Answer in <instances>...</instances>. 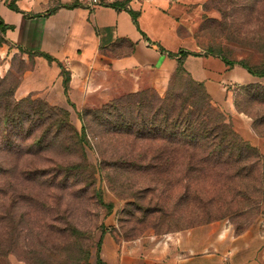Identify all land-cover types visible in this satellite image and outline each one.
<instances>
[{"label":"rangeland","instance_id":"1","mask_svg":"<svg viewBox=\"0 0 264 264\" xmlns=\"http://www.w3.org/2000/svg\"><path fill=\"white\" fill-rule=\"evenodd\" d=\"M188 22L193 30L181 25L178 32L192 42L195 50L190 53L196 58L222 56L252 70L264 67V0H205ZM13 49L0 33V114L6 107L5 95L13 92L11 100L31 101L25 110L34 122L21 130L3 127L0 118V239L11 253L10 264H97L99 258L111 264L103 256L105 244L111 253L118 247V264H125L121 258L125 250L156 254L167 238L211 226L226 237L248 233L261 241L264 264L261 163L251 158L239 166L203 165L202 157L191 159L190 152L180 153L174 145L162 152L173 138L149 139L143 132L141 117L152 116L161 105L176 71L164 94L150 84L136 92L118 87L88 97L78 108L69 99L70 83L65 88L62 75L61 95L55 90L19 95L36 58L19 49L13 54ZM129 52L127 43L116 42L102 53L118 58ZM256 79L254 85L264 86V78ZM247 87L234 91L235 116L217 107L264 157V121L254 128L264 105L246 104ZM141 101L147 102L143 109L137 107ZM133 121L139 131L126 133ZM83 158L97 172L86 173L77 184L66 175L68 167ZM244 167L252 168L249 177L237 178Z\"/></svg>","mask_w":264,"mask_h":264},{"label":"crops","instance_id":"2","mask_svg":"<svg viewBox=\"0 0 264 264\" xmlns=\"http://www.w3.org/2000/svg\"><path fill=\"white\" fill-rule=\"evenodd\" d=\"M10 1L0 0V21L13 27L4 35L8 45L15 48L13 54L23 49L55 58L71 75L69 99L78 108L88 97L118 87L136 92L150 84L164 94L178 67L177 59L168 54L195 50L191 41L180 36L178 28L184 25L193 30L188 20L198 15L205 2L130 0L129 7L139 14V31L128 12L109 5L113 0L93 9L87 7L88 0H16L19 12L9 8ZM54 7L58 10L47 16ZM103 39L110 41L109 45L127 42L130 52L118 58L103 55ZM184 68L194 81L205 85L213 102L231 116H235V89L257 83L245 69H230L212 56H189ZM51 90L63 93L61 70L57 64L36 58L33 69L24 75L18 94L28 96ZM159 245L163 248L156 254L143 250L138 255L135 250H125L121 258L125 264H263L261 241L248 233L226 237V233L221 235V230L212 226L190 231L181 238L169 237ZM110 249L105 244L103 256L107 255L111 264H118V247L115 253Z\"/></svg>","mask_w":264,"mask_h":264},{"label":"trees","instance_id":"3","mask_svg":"<svg viewBox=\"0 0 264 264\" xmlns=\"http://www.w3.org/2000/svg\"><path fill=\"white\" fill-rule=\"evenodd\" d=\"M129 2L130 0L116 1L112 4V7L120 11L123 10L128 12L133 19L134 25L140 31L138 25L139 14L133 12L132 10H127ZM9 8L14 12H19V9L16 6V0L10 1ZM67 8H71V6ZM57 10V7L51 8L48 11L47 16L54 14ZM8 30H13V27L6 26L2 21H0L1 35H5ZM102 32L107 33L108 31ZM109 42L110 41L106 42L104 39L102 40V52L114 44L112 43L109 45ZM121 43L127 42L122 41ZM127 44L129 45V43ZM159 49L163 51L161 48ZM19 50L20 52L24 51L27 53L29 57L43 58L49 64H57L64 79V86L67 88L70 83V73L66 71V69L55 58L46 53H30L23 49ZM168 55L173 59H177L178 67L171 80L166 97L159 101L161 105L154 111L152 116L141 117V121L143 122L142 125H144L143 132L145 136L149 137V139H157V136L166 140L173 138V141H169L167 145L161 149L162 152H166L169 148H171L170 145H174V150L178 152L180 151V153L185 152L189 154L190 152L192 155L190 156L191 159L202 157L201 163L203 165L212 163V165L217 167V165L220 164L218 162H222V166L227 164H238L239 166L240 163L249 161L251 158H255L257 159V164H259V162L261 163L264 175V157L258 155L257 150L234 130L224 113L217 107L209 94L206 92L203 83L194 81L190 74L185 70V59L189 56H195L184 50L177 54L169 53ZM218 58L221 59L230 69L238 66L245 69L253 77L264 78V67L252 70L244 63L229 61L222 56H218ZM185 75H188L189 79H185ZM178 88H182V92L178 93ZM244 92L247 105H250L252 102H258L261 105H264V86H249ZM13 95V92H8L7 95H5L6 107L2 111V114H0V118L2 119L3 127L14 125L19 126L21 130H24L25 123L31 124L34 122V118L32 117L33 115L25 110L26 105H30L31 101L24 100L16 102L11 100V96ZM146 104L147 102L141 101L140 104H137V107L143 109ZM137 107L134 108L136 109ZM236 107L237 109L240 108L238 102L236 103ZM22 108L24 109L21 110ZM60 113H62V115L66 118L69 114L63 111ZM39 114L41 115L42 112L37 113V115ZM160 116H162V118L159 120L158 118ZM263 121L264 115L256 117L254 120V128L256 129V126L263 124ZM131 124L132 125L128 126V129H125L126 133L131 134L134 130H136L135 132L139 131L137 129L138 124L136 121H133ZM17 132L19 133L20 131L17 130ZM86 142L87 140L84 137L81 144L83 150L84 145H87L85 144ZM158 167L159 166H154L153 169H157ZM246 169L247 167L240 168L239 172L235 174L237 175V178L245 179V175L249 177L252 168L247 169L248 171H246ZM89 172L95 175L97 170L93 165H89L87 158H83L79 161V163L68 167V175L66 176L69 180L80 184L83 180L82 176H86V173ZM94 183L95 181L93 184ZM262 197L264 198V191ZM73 232L79 234V232L75 229ZM1 240L2 239H0V264H10L8 258L11 253L9 250L4 248V245L2 247L3 242ZM80 253L83 254V252ZM97 264L106 263L99 258Z\"/></svg>","mask_w":264,"mask_h":264},{"label":"built area","instance_id":"4","mask_svg":"<svg viewBox=\"0 0 264 264\" xmlns=\"http://www.w3.org/2000/svg\"><path fill=\"white\" fill-rule=\"evenodd\" d=\"M103 0H88L87 7L89 9H93L95 7L101 6ZM127 10H131V8L128 6Z\"/></svg>","mask_w":264,"mask_h":264}]
</instances>
